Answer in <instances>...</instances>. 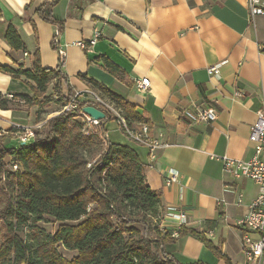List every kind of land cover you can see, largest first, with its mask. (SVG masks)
Instances as JSON below:
<instances>
[{
    "label": "crops",
    "instance_id": "0c3cea01",
    "mask_svg": "<svg viewBox=\"0 0 264 264\" xmlns=\"http://www.w3.org/2000/svg\"><path fill=\"white\" fill-rule=\"evenodd\" d=\"M48 3L46 20L37 9ZM8 24L24 51L13 50L5 39ZM94 29L101 35L85 50L79 42H87ZM35 55L43 68L62 61L64 88L86 91L84 75L132 103L147 120L149 136L162 144L153 157L116 121L106 124L107 139L136 150L146 183L160 192L162 228L175 235L179 227L169 206L185 212L184 227L193 232L167 246L175 259L225 264V255L231 264H242L243 228L236 222L248 212L257 186L225 172L222 158L254 155L248 136L264 96V14H252L249 0H0V67L29 69ZM104 59L123 72L124 80L106 69ZM216 64L219 73L212 75L208 68ZM142 77L149 79L145 92L134 84ZM0 93L32 95L23 78L2 69ZM197 106L213 108L216 118L190 123L181 115ZM38 111L27 105L0 108V134L18 139L11 128L51 117L41 118ZM169 170L178 172V180L166 185Z\"/></svg>",
    "mask_w": 264,
    "mask_h": 264
},
{
    "label": "trees",
    "instance_id": "16d2710c",
    "mask_svg": "<svg viewBox=\"0 0 264 264\" xmlns=\"http://www.w3.org/2000/svg\"><path fill=\"white\" fill-rule=\"evenodd\" d=\"M51 6L37 9L43 19L51 18ZM5 39L13 50H25L12 24ZM61 63L43 68L35 55L29 69L0 67L23 78L32 92L12 98L0 93V108L36 104L49 87L58 93L60 105L68 102L74 91L64 88ZM103 65L124 80L123 72L109 60L104 59ZM81 77L89 89L107 98L127 128L147 123L132 103ZM87 104L82 101L77 110L48 118L25 144L11 145L5 141L10 136L0 134V264H180L167 246L193 231L181 225L173 235L160 226L161 195L146 183L145 165L132 146L101 137L106 124L115 121L107 112L95 128L86 124L78 110ZM120 117L118 123L126 129ZM13 163L18 169L11 168ZM44 217L57 223L53 232L40 226ZM205 244L215 250L206 240ZM221 257L231 264L228 257Z\"/></svg>",
    "mask_w": 264,
    "mask_h": 264
},
{
    "label": "built area",
    "instance_id": "2783aa9c",
    "mask_svg": "<svg viewBox=\"0 0 264 264\" xmlns=\"http://www.w3.org/2000/svg\"><path fill=\"white\" fill-rule=\"evenodd\" d=\"M249 6L252 14H264V5L259 4V0H249ZM100 31L94 29L92 36L87 42L80 41L79 45L88 50L100 37ZM60 59H63V52L60 51ZM208 72L212 75L219 73V65H213L208 68ZM138 91L145 92L149 88V79L142 77L134 81ZM97 95L99 92L87 89L84 92L74 91L71 99L61 105V111H73L78 109V104L82 101H87L89 104L98 108L104 114L115 118V121L120 130L133 142L145 145L149 150V155L153 157V152L156 148L161 147L157 140L153 139L148 134V125L141 123L138 128L123 129L118 123L117 110H110V107H103V103H97ZM8 98H12L13 94H7ZM104 99H107L104 97ZM120 110V109H118ZM80 117L86 122L89 127L95 128L101 120L92 119L90 116L79 108ZM60 112V111H59ZM181 115L190 123L213 121L217 114L213 108L207 106H197L193 109H184ZM44 121L38 122L34 126H21L17 132L18 139L21 143L29 142L36 129L42 128ZM104 140L107 139V134H101ZM249 141L254 145V155L248 160L222 158L223 169L234 177H244L252 180L257 186V195L249 204L248 212L237 220V225L243 228L241 234L240 248L243 257L242 264H264V157H261L264 152V96L262 108L257 112L256 120L250 127ZM16 168L17 165H14ZM178 172L169 170L165 178V184L170 185L177 182ZM169 215L173 216L178 221L179 226L184 225L187 221L184 211L178 210L173 206L167 208Z\"/></svg>",
    "mask_w": 264,
    "mask_h": 264
},
{
    "label": "rangeland",
    "instance_id": "374dc122",
    "mask_svg": "<svg viewBox=\"0 0 264 264\" xmlns=\"http://www.w3.org/2000/svg\"><path fill=\"white\" fill-rule=\"evenodd\" d=\"M52 90L49 87V90L47 91L46 97L45 95H40L38 96V98L35 100L37 103L36 104H29L27 105V107L33 106L35 107V109H38L40 111L39 114L41 115V118H44L46 115H50L51 117L58 114L59 111H61V105L60 103H58L56 100L57 98V92H54L52 94ZM32 96V95H31ZM43 128V127H42ZM41 128V129H42ZM10 140V139H6L5 141ZM20 141H18L17 138H13V140L10 141L11 145H17ZM6 160H10L9 157L6 158ZM14 165L17 164H12L11 168L12 169H18V165L15 168ZM41 227H43L46 232H53L57 226V223L55 221H53L52 218L50 217H44L43 220L39 223ZM62 253L67 256V257H71L72 256V252H67L63 249H61Z\"/></svg>",
    "mask_w": 264,
    "mask_h": 264
},
{
    "label": "water",
    "instance_id": "95a60500",
    "mask_svg": "<svg viewBox=\"0 0 264 264\" xmlns=\"http://www.w3.org/2000/svg\"><path fill=\"white\" fill-rule=\"evenodd\" d=\"M82 111L95 120H102L105 117L104 112L91 105L83 106Z\"/></svg>",
    "mask_w": 264,
    "mask_h": 264
},
{
    "label": "bare ground",
    "instance_id": "6f19581e",
    "mask_svg": "<svg viewBox=\"0 0 264 264\" xmlns=\"http://www.w3.org/2000/svg\"><path fill=\"white\" fill-rule=\"evenodd\" d=\"M97 103H103V107H110V110H116L113 105L107 99H104L101 95H97ZM117 116L120 117L118 111ZM120 120L122 124L126 127L125 120L122 117H120ZM126 129L129 128L126 127Z\"/></svg>",
    "mask_w": 264,
    "mask_h": 264
}]
</instances>
